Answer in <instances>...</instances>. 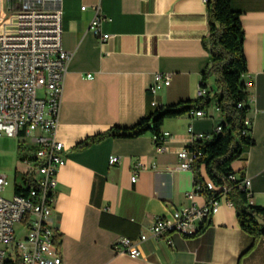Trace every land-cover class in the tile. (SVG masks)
Returning a JSON list of instances; mask_svg holds the SVG:
<instances>
[{"label":"crops","instance_id":"1","mask_svg":"<svg viewBox=\"0 0 264 264\" xmlns=\"http://www.w3.org/2000/svg\"><path fill=\"white\" fill-rule=\"evenodd\" d=\"M231 5L244 30V79L254 83L249 89L254 145L244 147L231 167L250 180L253 205L264 208V0ZM97 6L108 19L106 42L89 31ZM62 8V48L72 57L56 131L66 165L57 177L53 218L63 264H264V235L250 250L254 238L242 230L225 195L195 236L172 234V246L148 239L138 245L137 259L114 250L121 238L137 241L147 234L156 217L207 204L204 194L188 199L194 173L178 168L177 154L193 136L213 137L221 123L215 105L203 117L192 112L166 119L161 133L169 137L161 152L151 133L76 148L113 127H133L155 109L199 98L211 62L202 44L208 36L207 0H62ZM156 75H169L170 84L153 96L148 89ZM113 156L119 164L110 166ZM137 161L147 169L133 184ZM200 176L209 181L203 165Z\"/></svg>","mask_w":264,"mask_h":264},{"label":"built area","instance_id":"2","mask_svg":"<svg viewBox=\"0 0 264 264\" xmlns=\"http://www.w3.org/2000/svg\"><path fill=\"white\" fill-rule=\"evenodd\" d=\"M62 14V0H0V137H21V143L27 144L24 146V164L28 166V177L34 185L26 196L14 195L10 200L0 196V264H63L53 216L57 177L66 165V158L56 131L72 55L62 48ZM107 20L100 7H94L89 31L101 42L109 39L103 32ZM169 84V75H156L155 83L148 91L155 96ZM246 85L250 89L254 83L247 81ZM209 88V82L202 79L199 97L206 96ZM39 91L44 95L39 96ZM152 104L157 105L155 101ZM195 115L203 117L205 113L197 111ZM244 125V135H251L252 120L247 118ZM221 131V126L215 129V133ZM167 137L169 133L153 137L158 151L163 150ZM211 139L208 135L193 136L190 145L177 154L178 168L193 171V165L199 159L195 144ZM119 160L113 156L109 165L119 164ZM146 169L142 162L134 164L133 184L138 181L139 173ZM151 170H156V166L153 165ZM230 180L237 181L239 177L231 175ZM8 186L7 177L0 175V192ZM238 188L246 192L253 205L250 180L243 178ZM204 190L219 191L210 181L203 185L194 183L188 199L192 201ZM226 191L227 187H224L223 192ZM219 207L220 199H210L203 207L191 205L170 215L156 217L147 234H141L137 241L121 238L114 250L137 259L140 257L138 245L148 239H164L172 246L170 235L186 238L197 235L200 225L216 214Z\"/></svg>","mask_w":264,"mask_h":264},{"label":"trees","instance_id":"3","mask_svg":"<svg viewBox=\"0 0 264 264\" xmlns=\"http://www.w3.org/2000/svg\"><path fill=\"white\" fill-rule=\"evenodd\" d=\"M208 36L202 44L210 54L211 62L202 74L203 81H214L206 96L194 101L180 102L176 105L155 109L148 117L141 119L130 128L113 127L103 134L96 135L79 143L76 148L83 149L106 138L135 139L147 133L160 136L161 127L166 119H173L197 111H206L216 106L221 119L220 133H213L209 141H199L194 149L199 155L193 165L195 183L203 185L200 167H205L206 175L219 191H203L207 200L220 199L226 196L235 207L242 230L254 238V243L264 235V208L249 203L246 192L238 188L244 178L230 180L236 173L232 163L238 160L244 147H251L254 141L251 135H244L245 120L249 118L250 92L244 75L247 72L244 57V30L240 21V13L232 8L231 0H207ZM241 105V107H239ZM252 131V130H251ZM158 144V142H157ZM22 150V151H21ZM21 161L26 160L25 148L20 143ZM22 182L16 185V196H26L34 187L28 173L23 174ZM227 187L224 193L223 188Z\"/></svg>","mask_w":264,"mask_h":264},{"label":"rangeland","instance_id":"4","mask_svg":"<svg viewBox=\"0 0 264 264\" xmlns=\"http://www.w3.org/2000/svg\"><path fill=\"white\" fill-rule=\"evenodd\" d=\"M43 95V92L39 91V96ZM21 142V137H0V175L6 176L9 181V186L0 192V196L7 200L13 198L15 186L21 184L23 174L28 172V166L21 161L22 150L19 151ZM22 145L27 146V144Z\"/></svg>","mask_w":264,"mask_h":264},{"label":"bare ground","instance_id":"5","mask_svg":"<svg viewBox=\"0 0 264 264\" xmlns=\"http://www.w3.org/2000/svg\"><path fill=\"white\" fill-rule=\"evenodd\" d=\"M203 112V111H202ZM196 113V112H195ZM220 126V125H219ZM214 134H215V130H214V132H213Z\"/></svg>","mask_w":264,"mask_h":264}]
</instances>
